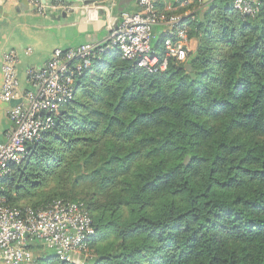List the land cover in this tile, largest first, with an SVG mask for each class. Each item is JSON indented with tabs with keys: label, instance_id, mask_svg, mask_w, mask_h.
Instances as JSON below:
<instances>
[{
	"label": "trees",
	"instance_id": "trees-1",
	"mask_svg": "<svg viewBox=\"0 0 264 264\" xmlns=\"http://www.w3.org/2000/svg\"><path fill=\"white\" fill-rule=\"evenodd\" d=\"M189 1L167 13L197 44L185 62L153 74L97 53L0 181L18 209L83 204L95 229L83 264H264V0L253 16ZM26 247L48 251L34 264H70Z\"/></svg>",
	"mask_w": 264,
	"mask_h": 264
},
{
	"label": "built area",
	"instance_id": "built-area-1",
	"mask_svg": "<svg viewBox=\"0 0 264 264\" xmlns=\"http://www.w3.org/2000/svg\"><path fill=\"white\" fill-rule=\"evenodd\" d=\"M34 12L43 17L49 13H84L87 22L105 16V28L110 32L100 46L80 45L71 49H56L46 63L44 72L28 70V81L34 87L25 94L26 105H16L9 110L12 131L6 142L0 141V181L13 165L19 164L27 154L28 145L38 140L53 126L58 109L74 99L73 84L76 73L88 68L92 58L106 49L114 51L123 60L136 63L148 73H163L171 62L183 63L188 54L187 30L178 15H166L158 10L164 0H136L137 12L121 13L120 24L112 15L115 0L91 2L66 0H26ZM200 1V0H199ZM183 0L179 6L189 4ZM233 9L240 15L253 16L257 11L256 0H231ZM165 27L161 51L151 45L155 26ZM17 55L6 53L2 58L3 84L1 99L12 100L18 89L15 64ZM95 229L86 210L77 203L55 201L46 209H18L6 205L0 196V264H28L31 254L27 242L54 250L57 258L70 264H83L88 244Z\"/></svg>",
	"mask_w": 264,
	"mask_h": 264
},
{
	"label": "crops",
	"instance_id": "crops-1",
	"mask_svg": "<svg viewBox=\"0 0 264 264\" xmlns=\"http://www.w3.org/2000/svg\"><path fill=\"white\" fill-rule=\"evenodd\" d=\"M69 3L92 0H66ZM209 0H203L207 3ZM259 2V0H256ZM178 0H164L158 4V9L166 15L180 10ZM136 0H115L111 12L118 18L119 14L137 12ZM191 11H185V16ZM57 15L47 17L37 15L32 7L23 0H0V141L6 142L12 124L8 113L16 105H26L25 94L34 87L28 81V70L44 72L46 63L56 49H71L80 45H103L110 32L105 28V16L99 13L98 20L87 22L82 11L66 14L65 18L57 19ZM116 23V22H115ZM186 25V24H185ZM186 30L187 25H186ZM166 29L162 25L152 30L151 45L154 50L161 51V42ZM191 44V46L189 45ZM195 42L187 40L188 53L194 50ZM8 52L17 55L15 64L18 89L15 97L5 102L1 99L3 70L2 58Z\"/></svg>",
	"mask_w": 264,
	"mask_h": 264
},
{
	"label": "rangeland",
	"instance_id": "rangeland-1",
	"mask_svg": "<svg viewBox=\"0 0 264 264\" xmlns=\"http://www.w3.org/2000/svg\"><path fill=\"white\" fill-rule=\"evenodd\" d=\"M194 41V40H193ZM195 42V41H194ZM189 45L191 46V44L189 43ZM194 49L196 48V42L194 44ZM48 184L51 186L50 182H48ZM86 186V184L84 185ZM84 186H82L80 189L84 188ZM13 188V187H11ZM11 194L14 198H17L15 204H18V205H23V204H27L28 203V198L24 195H18V193L14 190L11 191ZM4 198V197H3ZM5 200V198H4ZM81 205H83L82 203H80ZM28 250L31 254V263H28V264H34V259H38V258H44L46 256V254H48V251H45V250H41V249H30L28 247Z\"/></svg>",
	"mask_w": 264,
	"mask_h": 264
},
{
	"label": "water",
	"instance_id": "water-1",
	"mask_svg": "<svg viewBox=\"0 0 264 264\" xmlns=\"http://www.w3.org/2000/svg\"><path fill=\"white\" fill-rule=\"evenodd\" d=\"M23 2L26 4L27 3V1L26 0H23ZM51 14H56L57 15V19H59V18H65L66 17V13H64V12H60V13H49L48 14V16L49 15H51ZM120 22H121V19L120 18H118L117 20H116V23L114 24V29H116L117 27H118V25L120 24ZM187 68H189L188 66H187Z\"/></svg>",
	"mask_w": 264,
	"mask_h": 264
}]
</instances>
